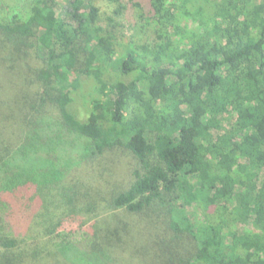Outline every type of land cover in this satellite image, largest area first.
Segmentation results:
<instances>
[{
  "label": "trees",
  "instance_id": "1",
  "mask_svg": "<svg viewBox=\"0 0 264 264\" xmlns=\"http://www.w3.org/2000/svg\"><path fill=\"white\" fill-rule=\"evenodd\" d=\"M23 1L0 264H264V0Z\"/></svg>",
  "mask_w": 264,
  "mask_h": 264
},
{
  "label": "rangeland",
  "instance_id": "2",
  "mask_svg": "<svg viewBox=\"0 0 264 264\" xmlns=\"http://www.w3.org/2000/svg\"><path fill=\"white\" fill-rule=\"evenodd\" d=\"M1 5L5 8V10L9 11L10 9H20L24 4L23 0H0ZM103 10L109 11V7H103ZM10 12V11H9ZM123 27H121L120 34L123 35L125 40H129L134 37V28L133 25L135 23L134 13L129 9L126 11L124 18L121 20Z\"/></svg>",
  "mask_w": 264,
  "mask_h": 264
}]
</instances>
